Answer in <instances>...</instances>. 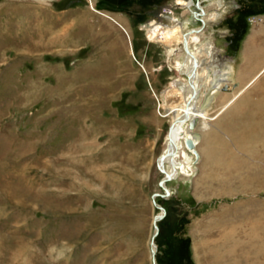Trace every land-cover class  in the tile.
I'll use <instances>...</instances> for the list:
<instances>
[{
  "label": "rangeland",
  "instance_id": "obj_1",
  "mask_svg": "<svg viewBox=\"0 0 264 264\" xmlns=\"http://www.w3.org/2000/svg\"><path fill=\"white\" fill-rule=\"evenodd\" d=\"M183 1L0 0V264H264V109L244 94L193 121L197 158L183 143L157 195L185 53L147 31L199 27ZM253 1L201 0L197 42L231 54Z\"/></svg>",
  "mask_w": 264,
  "mask_h": 264
},
{
  "label": "crops",
  "instance_id": "obj_2",
  "mask_svg": "<svg viewBox=\"0 0 264 264\" xmlns=\"http://www.w3.org/2000/svg\"><path fill=\"white\" fill-rule=\"evenodd\" d=\"M214 12L220 15L218 10ZM244 16L243 21L239 23L235 48L231 54L220 53L226 48V42L221 40H195L198 44L191 43L192 49L200 50L194 54L197 64L193 75L203 78V71H207L206 74L210 78L208 85L202 87L199 96L200 101H206V105L199 101V108H204L203 110L211 107L219 109L237 92H240L239 97L244 94L243 101L249 103L242 107L264 109V0L253 1L252 6L244 11ZM249 18L254 21H249ZM209 19L213 18H206ZM203 46L209 49L204 51ZM184 58L185 54L178 59ZM224 85L227 86V91H222ZM239 97L233 102L239 101Z\"/></svg>",
  "mask_w": 264,
  "mask_h": 264
},
{
  "label": "bare ground",
  "instance_id": "obj_3",
  "mask_svg": "<svg viewBox=\"0 0 264 264\" xmlns=\"http://www.w3.org/2000/svg\"><path fill=\"white\" fill-rule=\"evenodd\" d=\"M186 3L187 2L183 0H177L178 5H185ZM195 6L197 7L198 11L193 12V18L194 19L196 18V20H199L201 22V25L199 27L196 28L192 27L187 32L184 33L182 31L181 25L179 24L176 25L172 24L173 26L172 25L165 26L161 23L159 24L152 23L147 31V37L150 41L160 42L165 47H167L168 59L172 55H174L176 51H178L180 48H182L185 53V58L181 61L179 60L174 61V65H173L177 77L175 78L176 81L174 87H172L173 90L172 93L180 96L181 104L180 105L176 104V106L170 107L168 109L172 112L171 113L172 123H171L170 132L166 136L167 148L164 151V153L160 156L158 161L159 169L162 171L164 175L162 178H164V180H167L164 182V187L160 186L163 190V193H159V194L161 197L164 198L168 197L171 194V191L166 186V182L174 179V177H176V175L180 173L185 174L186 172H188L187 169L190 167L189 162L191 161V157L185 151H183L182 154H179L180 153L179 149L182 147L183 143L186 146L185 141L187 138H191L193 140L194 147L190 149L186 146V149L188 150L189 154H191L194 157L196 156L195 148L197 144V138L192 135V130H191L193 121L199 118L202 120L203 127L204 128L208 127L207 125L208 120L205 117L206 111L203 110L204 108L203 109L199 108L197 104L201 100V97L199 96L201 95L200 93L202 92V87L203 86L206 87V85H208L210 78H208L206 74L207 71H203V75H204L203 78L200 75H196V76L193 75V73L196 70V64H197V59L195 55L200 50L192 49L191 47V43H192L191 40H196L197 36L202 31V28H204V26L206 25V20H204V18L201 17L205 14V10H204V5H201V0H197ZM218 6L222 7V2ZM184 25L186 26V24ZM204 46L202 47V50L205 51L209 49ZM165 94H170V93L165 92ZM178 158L180 160H178ZM162 215L163 214L160 215L157 214L153 220V224L155 228V233L151 240L153 254L155 251L154 236L157 233V221L161 218ZM152 261L153 264H156L154 255ZM244 261L245 258L243 262Z\"/></svg>",
  "mask_w": 264,
  "mask_h": 264
},
{
  "label": "water",
  "instance_id": "obj_4",
  "mask_svg": "<svg viewBox=\"0 0 264 264\" xmlns=\"http://www.w3.org/2000/svg\"><path fill=\"white\" fill-rule=\"evenodd\" d=\"M223 89H226V87H224ZM185 144L188 148L192 149L194 147V142L191 138H187L185 141ZM167 180H164V178H161L159 181V185L164 187V182ZM160 195V194H157Z\"/></svg>",
  "mask_w": 264,
  "mask_h": 264
}]
</instances>
